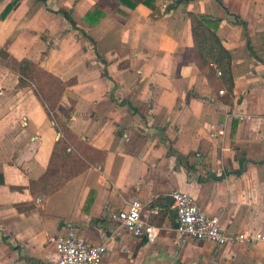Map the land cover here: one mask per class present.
<instances>
[{
  "label": "crops",
  "instance_id": "0c3cea01",
  "mask_svg": "<svg viewBox=\"0 0 264 264\" xmlns=\"http://www.w3.org/2000/svg\"><path fill=\"white\" fill-rule=\"evenodd\" d=\"M11 1L0 0V264H51L50 236L69 229L106 245L102 264H264L260 239L182 237L172 196L193 195L230 234L264 233V0H178L174 8L158 0L157 19L144 4L118 0H19L3 17ZM46 5L71 10L96 44ZM96 8L104 15L91 24L85 14ZM189 11L221 18L213 28L233 57L227 97L195 62ZM5 53L77 80L57 112L66 118L74 101L70 128L90 160L40 205L29 183L46 171L61 132ZM220 123L225 135L212 138ZM133 199L161 227L154 243L109 217ZM155 205L160 211L149 212Z\"/></svg>",
  "mask_w": 264,
  "mask_h": 264
},
{
  "label": "trees",
  "instance_id": "16d2710c",
  "mask_svg": "<svg viewBox=\"0 0 264 264\" xmlns=\"http://www.w3.org/2000/svg\"><path fill=\"white\" fill-rule=\"evenodd\" d=\"M18 1L19 0H12L7 5L2 16H6L15 7ZM39 1L46 3L47 0ZM118 1L132 9L139 4H144L152 10L151 16L154 19L163 16V10L158 5V0ZM175 3L176 2L170 3L168 8H174ZM52 11L63 15L73 28L80 30L85 37L89 38L93 44H96L85 29L78 25L71 10L67 11L65 8H59ZM119 11L125 13L122 9ZM103 13L102 10L96 8L93 12L85 14V19L89 20L91 24H95L99 21V17L104 15ZM188 15L191 19V31L194 40L193 45H195V62L205 77L211 81L212 85L218 86V90L221 88L225 91L226 89L225 95L227 97L233 92L234 88V78L232 76L233 57L230 50L227 49L216 30L213 28V24L217 21H221V18H213L209 15L196 13L194 11H189ZM235 18L237 22L245 24L238 15H235ZM95 52L99 55L97 48H95ZM5 56L8 58V67L19 75V85L33 87L35 94L43 103L49 117L56 123L58 130L61 132V136L54 144L51 160L46 171L39 176L38 179H32L29 183L31 193L44 201L52 193L62 188L71 177L73 178L81 173L88 164L87 160H90L82 148L83 144H81L77 135L70 128V117L73 113L72 111H74V101H72V107L67 111L66 118H62L56 113L57 102H54L56 101L53 95L54 90L52 87L49 88V85L45 83L46 79H48L55 89H61L59 93L60 100V97L63 96L69 85L75 84L77 80L76 78L66 81L62 80L60 77L47 71L30 59L24 58L18 60L13 56H9L7 53H5ZM214 64L222 70L221 75L217 73ZM106 75L108 77V73ZM178 158L181 161L188 159L183 155H178ZM189 167L192 166L189 164ZM3 182L4 176L0 174V183Z\"/></svg>",
  "mask_w": 264,
  "mask_h": 264
},
{
  "label": "built area",
  "instance_id": "2783aa9c",
  "mask_svg": "<svg viewBox=\"0 0 264 264\" xmlns=\"http://www.w3.org/2000/svg\"><path fill=\"white\" fill-rule=\"evenodd\" d=\"M214 66L217 73L221 75L222 70L217 65L214 64ZM220 93L223 94L225 91L221 89ZM224 135L225 125L223 123L213 128L210 133L212 138ZM200 154V152L196 153L197 156ZM172 196L177 213V229L182 237H194L218 245L245 243L255 239L264 241L262 232L228 233L222 226L220 215L208 213L188 192L176 189L172 192ZM37 203L40 205L43 200L38 197ZM145 206L139 199H133L125 207L111 209L109 217L134 236L154 243L161 233V227L148 220V209ZM159 211L158 205L152 206L149 210L153 213ZM50 242L57 250V258L51 264H102L107 250L104 244H96L77 236L74 229H69L65 234L51 235Z\"/></svg>",
  "mask_w": 264,
  "mask_h": 264
},
{
  "label": "rangeland",
  "instance_id": "374dc122",
  "mask_svg": "<svg viewBox=\"0 0 264 264\" xmlns=\"http://www.w3.org/2000/svg\"><path fill=\"white\" fill-rule=\"evenodd\" d=\"M90 1H92V0H90ZM173 1H174V2H177L178 0H173ZM169 3H171V2L166 1V5H169ZM90 4H91V3H90ZM46 6H47V5H46ZM47 9H48V10H51V11L54 10V8L49 7V6H47ZM83 24H84V22H83ZM79 32H80L81 34H83L80 30H79ZM83 36H84V35H83ZM83 39L85 40V42H87V37L84 36ZM85 46H86V45H85ZM46 70H47V69H46ZM47 71H48V70H47ZM49 72H50V71H49ZM51 73H52V72H51ZM54 75H55V74H54ZM56 76H57V75H56ZM45 83L49 85V88L52 87L53 90H54V92H53L54 94H53V95H54V100H56V101H54V100H53V101H54V102H57L56 113H57L59 116H61V115L57 112V108H58V106H59V104H60V102H61V99H62V97H63V96L60 97V100H59V93H60L61 89H60V90L57 89V88L55 89V88L51 85V83H50V81H49L48 79H46V82H45ZM35 87H37V86H35ZM35 87H34V88H35ZM225 93H226V90H225ZM63 95H64V94H63ZM53 101H52V102H53ZM58 101H59V102H58ZM52 102H51V103H52ZM62 118H63V117H62ZM64 119H65V118H64Z\"/></svg>",
  "mask_w": 264,
  "mask_h": 264
},
{
  "label": "water",
  "instance_id": "95a60500",
  "mask_svg": "<svg viewBox=\"0 0 264 264\" xmlns=\"http://www.w3.org/2000/svg\"><path fill=\"white\" fill-rule=\"evenodd\" d=\"M211 176L214 177V178H222V177H223V176H217L216 174H211ZM193 178L199 179L200 177H199L197 174L193 173V174L190 176L189 179L192 180ZM41 264H49V263L42 262Z\"/></svg>",
  "mask_w": 264,
  "mask_h": 264
}]
</instances>
